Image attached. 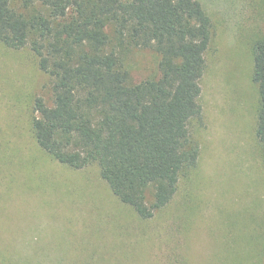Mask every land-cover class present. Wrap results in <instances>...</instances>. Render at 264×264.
<instances>
[{
    "label": "rangeland",
    "instance_id": "obj_1",
    "mask_svg": "<svg viewBox=\"0 0 264 264\" xmlns=\"http://www.w3.org/2000/svg\"><path fill=\"white\" fill-rule=\"evenodd\" d=\"M212 22L200 79V154L171 201L148 219L113 194L96 164L59 163L36 142L34 100L51 79L29 47L0 43V264H264V149L253 44L264 0H198ZM158 58L134 49L133 81Z\"/></svg>",
    "mask_w": 264,
    "mask_h": 264
},
{
    "label": "trees",
    "instance_id": "obj_2",
    "mask_svg": "<svg viewBox=\"0 0 264 264\" xmlns=\"http://www.w3.org/2000/svg\"><path fill=\"white\" fill-rule=\"evenodd\" d=\"M211 38L198 0H0V43L29 47L51 79V105L34 100L37 144L72 168L96 164L142 219L171 201L198 162L192 127ZM134 49L156 54L155 75L132 80L124 61ZM252 54L264 149V36Z\"/></svg>",
    "mask_w": 264,
    "mask_h": 264
}]
</instances>
